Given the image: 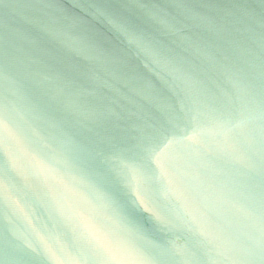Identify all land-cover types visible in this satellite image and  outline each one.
Masks as SVG:
<instances>
[{
  "label": "water",
  "instance_id": "95a60500",
  "mask_svg": "<svg viewBox=\"0 0 264 264\" xmlns=\"http://www.w3.org/2000/svg\"><path fill=\"white\" fill-rule=\"evenodd\" d=\"M0 264H264V0H0Z\"/></svg>",
  "mask_w": 264,
  "mask_h": 264
}]
</instances>
